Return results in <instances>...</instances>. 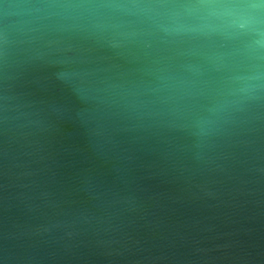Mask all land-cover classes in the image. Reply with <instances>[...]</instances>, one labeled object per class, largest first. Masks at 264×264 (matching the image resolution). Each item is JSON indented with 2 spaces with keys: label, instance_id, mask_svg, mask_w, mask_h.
I'll list each match as a JSON object with an SVG mask.
<instances>
[{
  "label": "water",
  "instance_id": "water-1",
  "mask_svg": "<svg viewBox=\"0 0 264 264\" xmlns=\"http://www.w3.org/2000/svg\"><path fill=\"white\" fill-rule=\"evenodd\" d=\"M0 264H264V0H0Z\"/></svg>",
  "mask_w": 264,
  "mask_h": 264
}]
</instances>
